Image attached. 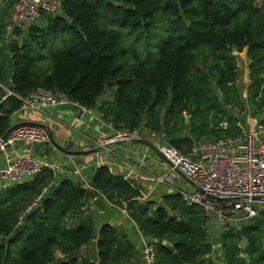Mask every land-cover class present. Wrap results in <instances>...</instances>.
I'll list each match as a JSON object with an SVG mask.
<instances>
[{"label":"trees","instance_id":"obj_1","mask_svg":"<svg viewBox=\"0 0 264 264\" xmlns=\"http://www.w3.org/2000/svg\"><path fill=\"white\" fill-rule=\"evenodd\" d=\"M254 2L63 0L59 15L47 17L46 25L30 28L20 42L5 47L10 56L0 65V80L6 72L15 96L0 104V136L11 125L20 99L44 90L63 92L80 107L96 111L116 130L163 132L168 144L183 155L204 138L218 140V131L210 123L222 120L225 110L209 86L213 82L223 92L225 105L240 107L232 49L247 48L251 114L264 112V14ZM160 18L166 25L158 43L150 35ZM115 28L135 32L132 36L139 42L146 36L156 44V53L152 50V57L144 59L139 51L129 56L132 36L120 34L123 43L125 34L132 39L127 50L110 30ZM55 46L57 50L62 46L56 54ZM124 58L133 64L121 62ZM113 87L112 101H102ZM224 134L234 137L236 131L230 127ZM53 182L52 172L43 169L31 181L0 185V264H138L134 234L109 225L97 230L90 215L80 214L83 203L99 195L118 208L126 204L137 229L153 240L156 264H177L174 253L183 264L215 263L204 259L215 251L207 239L206 217L198 207L188 208L179 196L170 195L152 211L153 203H141L140 192L106 167L95 171L91 192L69 179L61 180L15 229L20 211ZM65 218H71L68 227ZM263 235L264 214L237 230L229 228L219 238L218 251L223 256L217 261L264 264ZM242 240L247 246L240 251ZM90 245L95 246L96 256L83 253V247ZM57 252L64 257L57 259ZM239 252L245 258H238Z\"/></svg>","mask_w":264,"mask_h":264},{"label":"built area","instance_id":"obj_2","mask_svg":"<svg viewBox=\"0 0 264 264\" xmlns=\"http://www.w3.org/2000/svg\"><path fill=\"white\" fill-rule=\"evenodd\" d=\"M62 6L63 0H11V19L8 31L15 39L23 38L25 35L21 36V33H27L30 28L39 25L49 15H59L62 12ZM18 32L20 36L16 35ZM214 95L224 108L225 116L222 120L210 123V127L215 131H227L232 125L236 131L234 137L226 136L218 140L203 139L194 144L187 155H183L168 144L167 136L163 132L154 134L147 133L143 129L116 130L110 122H106L113 134L95 143L94 148L107 150L119 143L145 140L146 136L160 140L163 145L158 148L159 153L170 163L171 169L180 173L187 182L189 189L178 193L181 202L188 208L198 207L200 209L206 217L205 227L214 223L218 225L221 233H224L229 228L237 230L241 224H247L249 220L259 218L264 214V112L256 116L252 114L246 116L241 106L225 105L224 94L216 86ZM13 96L15 95L10 90L5 91L4 96L0 97V104L5 98ZM20 101L21 105L15 114L38 107L55 108L72 105L102 121L101 115L96 111L80 107L63 92L37 90ZM231 109L234 114L229 121H226V112ZM19 143H27L31 147L36 145L43 147L49 144L45 130L40 127H20L11 134L6 143H1L0 136V152L5 155L6 162V168L0 170L1 185L31 181L43 169L50 170L52 173L57 171L49 164L29 154L13 157L7 153V148ZM73 175L84 192L94 191L91 183L78 169L73 170ZM171 180L170 173L159 179L162 183H170ZM50 185L43 188L20 211L16 217L15 229L20 228L26 216L40 206ZM242 198L246 200H241ZM95 199L105 200V197L99 195L92 200L85 201L80 208L81 215H89ZM122 205L121 211L128 215L125 210L126 204ZM158 207L159 204L153 203L151 209L155 211ZM176 220L179 221V218ZM70 221L71 218H65L63 223L68 227ZM212 246L215 252L206 255L204 259L218 262L217 260L221 259L223 254L221 251H216L213 244ZM138 251L143 264H156L153 240L140 231H138ZM55 257L62 259L64 256L57 252ZM238 258H245V255L239 252Z\"/></svg>","mask_w":264,"mask_h":264},{"label":"crops","instance_id":"obj_3","mask_svg":"<svg viewBox=\"0 0 264 264\" xmlns=\"http://www.w3.org/2000/svg\"><path fill=\"white\" fill-rule=\"evenodd\" d=\"M10 19L11 0H0V65L10 56L9 51L5 49L6 45L22 40V37L15 39L9 33ZM47 21V18L42 20L36 27L40 28L46 25ZM22 35L26 36V33H21ZM4 74L0 80V90L3 93L9 90L11 85L6 72ZM114 92L115 88L114 91L113 89L108 90L102 101L111 102ZM184 118L187 119L186 115ZM22 122L35 123L49 129L54 141L63 150L76 152V154L69 156L55 150L49 144L43 147L37 145L31 147L27 143H19L7 148V153L13 157L29 154L55 168L57 173H52V175L53 183L56 185L64 179H69L78 184L77 178L73 175L75 168L91 183L95 171L100 167H106L110 173L123 178L140 192L141 203H156L160 206L163 205L167 196H178L180 191L189 189L185 178L180 173L173 171L170 163L160 153L156 154L146 146L119 143L107 150L94 148L95 143H99L113 134L106 122L98 120V118L94 117V122L88 126L79 120L77 113L73 110L61 108V106L55 108L38 107L14 114L11 118V124ZM145 140L152 144L158 152V148L163 145L156 138L146 136ZM4 168H6L5 155L0 152V170ZM169 173L172 176L170 183L159 181L160 178ZM99 200L103 203L104 210L98 211L95 206L89 210V215L97 226V230L102 225H109L119 232L127 233V235L134 234L133 241L136 242L138 264H143L138 251L139 230L136 225L128 215L121 211V208L113 206L106 199ZM205 230L208 242L213 244L218 251L219 238L222 234L218 225L212 223L211 226L205 227ZM93 245L83 247V253L85 255L92 253L96 256V248ZM87 249H91V253L86 252ZM219 263L221 264V262Z\"/></svg>","mask_w":264,"mask_h":264},{"label":"rangeland","instance_id":"obj_4","mask_svg":"<svg viewBox=\"0 0 264 264\" xmlns=\"http://www.w3.org/2000/svg\"><path fill=\"white\" fill-rule=\"evenodd\" d=\"M254 6H255L256 9H258L259 11H261L264 14V0H255ZM48 17H49V19H51V18L54 17V15H49ZM44 19H46V18H44ZM165 25L166 24L164 23V21L160 18L158 24L156 25L157 26L156 32H154L152 35H150V39L153 42H158L160 40V37H162V35H163V34H161V36H160V33L163 30V27ZM110 30L116 32L119 35V39H120L121 44L123 46L125 44L127 50H128V47L130 48V43H131V41L133 39V42H132V45H131L132 48H130L131 51H129V56L133 52L139 51L140 54L142 55L141 59H144L145 57L146 58L152 57L153 51L156 53V44L152 43V42L150 43L149 39L146 36H142V40H140V42H139L137 40H134V36H135L134 33L135 32H132V31H130L128 29L115 28V29H110ZM112 31H110V32H112ZM122 33L129 34L130 36H132V35H134V36L131 37L132 39H129L130 37L125 34L124 40H123L124 43H123L122 39L120 37V34H122ZM137 33H141V32H137ZM160 42L161 41H159L158 43H160ZM53 49L57 50V46H55ZM61 49H62V46H58V50H57V52H55V54L58 53ZM56 50H53L52 52H54ZM232 53H233V55L236 58V60H235V64L236 65L235 66H236V72H237V79H236L234 85H235V89L237 91V95L239 97L240 106L246 112L245 114L247 116L248 114L252 113V111L250 110L251 107L249 105V100H248L249 88H250V85H251L250 84V71H249L250 60L247 57V48H244L240 52L236 51L235 49H232ZM123 61L127 62L129 65L133 64L132 59L130 60V62H128L127 58H124V59L121 60V62H123ZM215 86L216 85L213 84V82H210L209 89H210L211 92H214ZM114 88L115 87L112 88L113 91H114ZM186 118L188 119L187 115H186ZM211 120H213V116L210 117V121ZM231 127H232V125H231ZM187 132L188 131H186V133ZM224 132H226V131H218V132H216V136L218 137V139L226 137ZM204 139H206V138H204ZM211 140H213V139H211ZM2 162H3V159H2ZM261 239H262V243H263V246H264V235H263V237ZM87 251L91 253V249H87L86 252ZM221 261L222 260H220L219 262H221Z\"/></svg>","mask_w":264,"mask_h":264},{"label":"water","instance_id":"obj_5","mask_svg":"<svg viewBox=\"0 0 264 264\" xmlns=\"http://www.w3.org/2000/svg\"><path fill=\"white\" fill-rule=\"evenodd\" d=\"M70 26L75 28L74 27V24L71 22L70 23ZM7 46L9 47L10 46V43L7 44ZM61 108H67V109H70V110H73L74 112L77 113L78 115V118L81 122H85L86 125L90 126L93 122H94V117L90 114H88L87 112L83 111V110H79V108L75 107V106H72V105H65V106H61ZM234 114V111L231 109V110H227L226 112V121H229L232 116ZM186 122L188 121V119L185 120ZM25 126H29V127H40L42 129L45 130L46 132V135H47V139H48V143L51 147H53L55 150L57 151H60L66 155H74L76 154V152H70V151H66V150H63L53 139V136H52V133L49 129H46L44 128L43 126H40L38 124H35V123H31V122H22V123H16V124H11L7 130L5 131V133L1 136V143H6L7 140L9 139V137L11 136V134L18 128L20 127H25ZM130 144H140V145H143V146H146L148 148H150L151 150H153L156 154H159V152L157 151V149L152 145L150 144L148 141L146 140H133L130 142ZM57 185L52 183L49 187V192H53L55 189H56ZM241 200H246V198H242ZM94 206L97 208L98 211H103L104 210V206H103V203L101 202V200L99 199H95L94 202H93ZM247 246V242L245 240H242L240 243H239V248L241 250H244ZM173 259L175 260V262L177 264H183L179 257L177 256L176 253L173 254ZM214 264H220L219 262H215Z\"/></svg>","mask_w":264,"mask_h":264}]
</instances>
